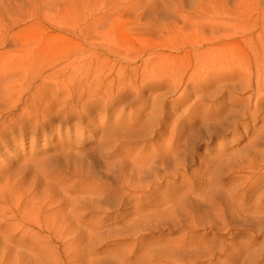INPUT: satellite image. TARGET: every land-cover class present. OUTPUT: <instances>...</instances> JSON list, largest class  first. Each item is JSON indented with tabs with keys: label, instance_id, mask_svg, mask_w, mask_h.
<instances>
[{
	"label": "rangeland",
	"instance_id": "obj_1",
	"mask_svg": "<svg viewBox=\"0 0 264 264\" xmlns=\"http://www.w3.org/2000/svg\"><path fill=\"white\" fill-rule=\"evenodd\" d=\"M156 1L127 0L124 9L113 12L105 0H0L1 86L9 87L14 82V78H2L4 73L14 74L11 65L24 64L30 56L36 58L34 63L42 60L41 65H49L56 56L69 52L101 59L103 52L112 51L122 58L118 66L135 70L138 78L136 85L125 90L120 106H106V110H100V106L92 121L76 132L66 134L63 128L58 133L54 123L48 134L38 130L33 137L35 125L27 119L17 124L12 121L11 128L5 127L10 143L0 144V194L7 198L0 203V264H171L172 260L177 264H222L232 246L239 249L235 254L238 264H264V216L254 217L251 213V207L264 197L263 190L246 196L240 207L246 180L231 172L245 162L251 150L260 152L264 148V113L248 124V132L240 129L233 136L229 130L208 138L204 108H193L196 117L188 110L196 101L192 89L188 91L189 106L180 101L184 90L180 74L185 66L180 47L187 39L162 36L166 28L190 30L205 21L203 13H191L190 4L211 8L226 4L231 11L255 16L262 0H164L170 6L171 1L183 2L187 21L170 19L173 8L170 12L165 7L151 9ZM211 1L213 4H209ZM211 33L231 34L233 30L219 27ZM146 67L150 74L140 84L139 75ZM163 71L168 75L160 80L157 76ZM49 73L44 70L42 77ZM135 89L142 99L134 97ZM161 104L164 109H159ZM152 107L155 112L161 111L153 113ZM117 118L121 125L132 123L135 129H141L144 138H115L114 145L111 143L115 148L110 149L99 145L101 134L106 139ZM8 119L6 112L0 113V123ZM151 130L154 133L150 135ZM173 137L176 140L170 142ZM168 145L174 146L175 153L167 169L173 170L175 157L181 162L177 170L183 176L154 182L147 174L145 181L155 186L125 198L126 190L119 187V172H111L110 165L151 156ZM225 155L228 161L219 167V157ZM217 173L223 176V190L221 184L212 181ZM95 193L100 199L94 198V208L88 209V198ZM64 198L77 200L79 206L74 204L71 210V203L63 205ZM15 199H19L18 207ZM194 205L199 207L197 214L189 211ZM137 206H144L145 211L135 213ZM17 222L21 228L15 232ZM94 224L101 228L88 227ZM12 234L18 236L5 246L4 238ZM162 253L169 258L165 255L160 260L158 254Z\"/></svg>",
	"mask_w": 264,
	"mask_h": 264
},
{
	"label": "bare ground",
	"instance_id": "obj_2",
	"mask_svg": "<svg viewBox=\"0 0 264 264\" xmlns=\"http://www.w3.org/2000/svg\"><path fill=\"white\" fill-rule=\"evenodd\" d=\"M105 1L107 2V5L109 4V8L113 12L124 9L127 5V0L121 2H119L120 0ZM134 3L137 5L138 2L134 1ZM168 3L164 0H157L156 3H152L150 7L154 10L165 7L167 12H170L172 10L171 8H173L174 13H169L172 14V18L170 19L187 21L186 19L188 16L183 15V8L186 6L183 2L171 1L172 6ZM209 4H213V2L211 1ZM188 9L191 10L192 14L203 13L202 17L205 21H199V24L191 27L190 30H187L184 27L173 30H168L166 28L162 34L164 38L177 36L185 37V39H187L185 44L180 47V49L184 51L183 59L185 58V66L182 68L180 74V84L184 87L183 92L180 94L181 104H184L186 108L189 106L187 101L189 98L188 91L192 89L191 92L195 95L196 101H194V104L191 105V107H188V110L192 111L194 110L193 108L196 109L197 107L198 109L204 108L205 119L203 118V122L207 121L209 123L207 126L209 136L206 135L208 138H212V135L227 133L229 130H231L232 133H230L233 136L238 134L240 129H246V132H248V124L257 121V119L260 118L258 116L259 113H264V0H262V4L259 6L260 12L257 11L259 13L255 16H245L241 12L233 11L234 9L231 11L226 4H220V7L217 8L214 6L211 8L203 5L196 7L195 5L190 4L188 5ZM207 21H218V23L212 24L211 22L210 24L212 25H209ZM171 27L173 26L171 25ZM219 27L233 30V33L221 35L211 33L213 30L219 29ZM207 32H209V34H207ZM253 34L255 36H251ZM73 35L75 34L73 33ZM190 49L194 51L191 52ZM121 59L122 58L118 54L112 53V51L103 52L101 59L90 54L82 53L79 55L76 52H69L56 56L55 60L49 65H41L42 60L34 63L36 58L32 56L27 57L28 61L24 64L15 63L11 65L10 67L13 69L14 74L8 76V74L4 73L2 78H14V82L9 87L8 85H0V113L6 112L10 118L7 121L3 120L0 123V127L4 126L1 128L2 130L0 129V144L5 145L10 143L4 129L7 126L11 128L12 121H16L17 124V122L21 123L23 120L27 119L26 122L30 120L31 123H34L35 128L33 131V137H35L38 130L41 131L42 134H48L51 127L54 126V123L57 124L58 133L65 128L64 133L69 134L72 130L76 132L78 129H81V126L85 125L87 121H92L93 114L99 110L100 106V110H106V106H110L112 109H115L113 107L116 105L120 106L125 99L124 96L127 94L125 93V90H127L129 86L136 85L138 81L135 70H126L118 66L117 63L121 62ZM44 70H49L50 73L47 76L42 77V72ZM163 72L164 73L157 76L158 79L164 80L167 78L168 72ZM149 74L150 73H147L146 67L145 71L139 75L141 80V82L139 81L140 84L143 83L144 78ZM214 76H217L216 79H213ZM136 89L134 97L142 99L143 97L136 92L138 90ZM206 104L207 106H205ZM163 107V104H161L159 109H164ZM110 109L108 111H110ZM188 110H186L187 113H189ZM151 111L154 113L156 108L152 107ZM17 112H19V114L16 115ZM192 112L191 114L194 113ZM149 115H151V112ZM203 116L204 115H202L201 118ZM72 119L75 121L72 122ZM113 124V130L110 128L112 133L107 134L106 139L103 137V134H101V138L97 141L99 145H105L104 147H109L110 149L115 148V146H111V143L114 145L115 142H113V140H115V138L140 139L145 136L144 134L142 136L141 129H135L136 127H134L132 123L121 125L119 118L115 119ZM149 125L144 126L148 127ZM157 125L159 126V124ZM101 130L102 129H100V131ZM19 133L20 132H17L16 134ZM152 133L154 132L151 130V133L149 134L151 135ZM174 134H171V136ZM11 135V145L14 146L15 142L13 140V134ZM110 138L111 140H108ZM174 140L176 139L173 137L170 142H173ZM164 147L165 146H161L157 152H152V155L150 154L151 156H137L135 158H129L130 160L125 159L124 162H119L118 166H116L117 162L110 165L111 172H119V174L117 173L120 184L119 187L126 190L127 195H125V198L131 196L132 193L137 191L146 192L155 186L154 183L145 181L144 177L147 174L151 175L152 181L154 182H163L170 178L175 179L179 176H183L181 171L177 170L181 162L177 161L175 157L173 170L169 172L167 169V165L170 162V159H172L171 155L175 153V148H173L174 146L169 147V145L166 148ZM63 153L62 155H64ZM226 155L219 157V165L223 164L225 160L228 161V155ZM114 156L115 155H113V157ZM68 157H66V159ZM244 161L245 162L242 163L241 166H238L231 171L237 176H244L246 180H244L245 184L241 190L243 192V197L240 199L243 201L242 203L239 201V204L241 203L240 207L244 205V198H246V196H252L260 190H263L262 193L264 194V148L260 152L259 150H251L249 156ZM219 167H222V165ZM220 174H215L212 181L221 184L223 176ZM181 178L183 179V177ZM236 179L237 178H235V180ZM222 184L220 186L223 190ZM166 191L167 190H165V192ZM241 191L239 192L242 193ZM203 192L205 191L203 190ZM99 196L100 195H96V193L93 196H89L87 203V205H89L87 207L88 209L94 208L92 207V200H94V198L100 199ZM232 198L234 200V196H232ZM6 199L7 198L4 194H0V203L5 202ZM129 199L127 200L129 201ZM15 200L18 207L19 199ZM64 201L63 205H69L71 203L69 206L71 210H73L74 204L79 206L77 200L68 201L64 198ZM172 202L173 201H171V203ZM210 202H214L212 198ZM82 203L84 204V202ZM198 208L199 207L194 205L190 207L189 211L191 214H197L200 211ZM243 209L242 210L245 211V208ZM251 209H253V212L251 213H254V217L264 216V197L261 201L256 202ZM143 211H145L144 206H137L135 213L139 214ZM136 216L137 215H135V217ZM18 224L20 223L17 222V225ZM250 225L248 226L249 228H251ZM83 226L81 225L80 227ZM85 227H87L86 224ZM88 227H92L93 230L95 228H101L100 224H94ZM17 228L18 229L15 230V232L20 230L21 225H18ZM67 229H69V227H67ZM262 229L264 230V228ZM255 231H258V229ZM260 233H262V231ZM17 236L18 235L12 234L7 238L3 237L5 239V241L3 240V242H5L4 245H11V241ZM18 242L21 243V238H18ZM238 250L239 249H237L236 246L230 247L226 251V253L228 252V255L225 253L226 259L222 264H238L239 257L235 255L238 253ZM244 250L245 249H243V251ZM246 252L244 251V253ZM160 254H158L160 260L163 259L165 255L167 256L165 253H162V256ZM167 257L169 258V256ZM166 259L167 258L165 257L164 260ZM175 262L176 261L172 260L171 264H177V262ZM254 264H257V262L255 261Z\"/></svg>",
	"mask_w": 264,
	"mask_h": 264
}]
</instances>
